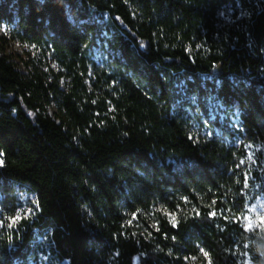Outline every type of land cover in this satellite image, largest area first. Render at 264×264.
<instances>
[{"label":"trees","instance_id":"trees-1","mask_svg":"<svg viewBox=\"0 0 264 264\" xmlns=\"http://www.w3.org/2000/svg\"><path fill=\"white\" fill-rule=\"evenodd\" d=\"M3 25L0 193L15 211L25 187L36 208L0 230V264L39 252L46 264H243L240 161L264 144V2L0 0ZM11 40L37 54L27 74ZM196 91L238 111L239 144L194 130L184 97Z\"/></svg>","mask_w":264,"mask_h":264},{"label":"rangeland","instance_id":"rangeland-1","mask_svg":"<svg viewBox=\"0 0 264 264\" xmlns=\"http://www.w3.org/2000/svg\"><path fill=\"white\" fill-rule=\"evenodd\" d=\"M260 1L264 2V0ZM108 19L107 15H103V19H98L97 17L100 23H107ZM11 30L12 27L8 25L0 27V33L7 37L10 36ZM103 36L105 38L110 37L106 28L103 29ZM4 51L9 59L15 62L17 67L25 74L30 71L28 68L29 62H32L37 55L32 47L22 46L12 40L6 44ZM107 52L106 43L98 40L97 45L93 49L94 60L101 65H108L109 57ZM41 68L44 72H49L44 66ZM208 80L212 79L208 78ZM62 85H64L63 81ZM182 85L183 83L177 84L181 89ZM184 98H187L191 105L194 106H188V109L192 117L191 123L194 124V130L197 133L207 132L211 134L212 131H215L226 142L234 141V143L239 144L242 141L238 134L232 138L228 132L231 130L235 132L234 128L239 126L238 111L225 110L220 103L213 100L212 95L200 97L197 91ZM49 112L55 116L56 107L52 105L49 108ZM246 148L247 156L245 160H242V165L246 177L248 207L241 216V223L242 226L246 224V228L244 226L243 228L247 233V242L243 247L245 250L240 248L238 254L243 264H264V217H259L264 216V144H246ZM249 156H251V159H249ZM16 193L20 207L15 211L12 209V197L8 194L0 193V220L4 221V226H0V230L4 233H10L19 222L29 218L36 208V200L33 193H30L25 187H18ZM252 207L257 209L255 213L249 211ZM29 209H31L30 212L28 211ZM17 217L19 218L17 219ZM244 217L251 218L245 220ZM12 220H15V224L12 227H8L7 225ZM37 241L40 244H44L45 237L39 235ZM39 254L41 259L39 258L38 262L35 259H31L28 264H46V255L43 252H39Z\"/></svg>","mask_w":264,"mask_h":264},{"label":"snow or ice","instance_id":"snow-or-ice-1","mask_svg":"<svg viewBox=\"0 0 264 264\" xmlns=\"http://www.w3.org/2000/svg\"><path fill=\"white\" fill-rule=\"evenodd\" d=\"M249 159H251V156H249ZM4 163H5V162H4L3 156H2V154H0V167H3V166H4ZM240 163L243 164V161H240ZM37 208H38V205H37ZM28 211L30 212L31 209H29ZM249 211L255 213V212L257 211V209H256L255 207H252L251 209H249ZM198 214H199V213H197V215H198ZM211 215H212V216H215V215H216V212H212ZM259 217H264V216H259ZM18 218H19V217H17V219H18ZM249 218H251V217H244L245 220H248ZM133 219H135V214H133ZM172 222H173V224L175 225V223H176V217H175V215H172ZM128 223L131 224L132 221L129 220ZM14 224H15V220H12L7 226H8V227H12ZM0 226H4V221H3V220H0ZM243 226L245 227L246 224H244ZM245 228H246V227H245ZM201 252H202V254H203L204 257H208L209 254H208L207 251L201 249ZM192 259H195V257H193ZM209 264H211V261H209Z\"/></svg>","mask_w":264,"mask_h":264}]
</instances>
